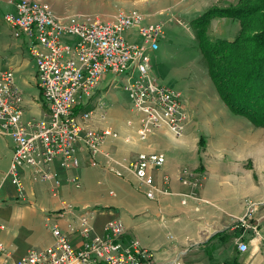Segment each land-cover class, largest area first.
<instances>
[{
	"label": "crops",
	"instance_id": "1",
	"mask_svg": "<svg viewBox=\"0 0 264 264\" xmlns=\"http://www.w3.org/2000/svg\"><path fill=\"white\" fill-rule=\"evenodd\" d=\"M14 1L0 0V68L9 69L13 75L20 95L21 119H37L47 113V107L35 82L36 68L27 49L28 40L23 35L14 37L2 18L13 10ZM102 76L79 108L89 109L106 97L102 101L104 118L93 125L116 133L101 145V151L111 160L99 153L91 158L92 164L75 143V168H62L58 160L51 163L58 180L55 194L51 181L33 180L29 170L21 168L25 195L22 200L17 198L6 176L13 143L8 135L0 133V243L7 259L16 260L30 248L50 244L52 237L43 217L67 202L92 210L90 225L97 234L106 221L119 219L124 227L123 241L136 240L148 249L153 264H264V202L260 199L264 196L257 176L260 147H264L260 129L229 131L217 112L210 110L208 101L196 106L191 95L182 98L181 94L180 102L190 116L182 133L174 136L163 126L139 139L138 115L131 109L122 82L118 86L125 92L124 99L117 100L109 91L122 77L112 74L111 79L103 81ZM142 152L164 157L158 168L148 171L153 184L166 191L156 193L154 199L146 198L136 188L132 173L123 166ZM164 175L168 177L166 182L162 180ZM180 175L200 178V187L193 189L179 179ZM70 177L77 179L78 187L67 181ZM247 200L255 203L254 207L248 208ZM57 224L66 233L65 220L58 219ZM249 231L251 249L243 239ZM236 238L246 241L250 251L239 252ZM72 240L79 244L77 238ZM242 254L247 256L243 258Z\"/></svg>",
	"mask_w": 264,
	"mask_h": 264
},
{
	"label": "built area",
	"instance_id": "2",
	"mask_svg": "<svg viewBox=\"0 0 264 264\" xmlns=\"http://www.w3.org/2000/svg\"><path fill=\"white\" fill-rule=\"evenodd\" d=\"M2 18L14 37L23 35L28 40L27 49L36 68L35 82L47 107L43 117L22 120L13 75L9 69L0 68V133L8 135L13 143L6 176L18 199L25 195L21 168H27L33 180L51 181L55 194L58 180L51 163L58 160L62 168H75V143L90 158L100 153L110 159L101 151V145L108 136L116 137V133L93 125L104 118L103 103L96 101L89 109L79 108L106 72L122 77L121 87L138 115L139 139L163 126L179 136L190 120L179 91L159 82L147 63L148 51L155 49L162 37V20L150 19L135 7L119 9L106 19L90 13L59 15L45 0H15L13 10ZM135 36L140 41H135ZM163 160L161 153L142 152L123 165L132 173L136 188L148 199H154L156 193H166L153 184L148 173ZM113 172L120 175L117 170ZM181 176L179 179L193 189L200 187V178ZM162 180L166 182L168 177L164 175ZM67 181L79 186L75 177ZM246 204L248 208L255 205L249 200ZM92 216L89 207L61 202L59 208L43 217L52 237L50 244L41 249L30 248L11 261L0 243V264H153L148 249L136 240L123 241L124 227L119 219L106 221L97 234L90 225ZM58 219L65 220L66 233L58 226ZM69 235L77 238L79 244L73 243ZM236 246L242 253L249 249L241 238H237Z\"/></svg>",
	"mask_w": 264,
	"mask_h": 264
},
{
	"label": "rangeland",
	"instance_id": "3",
	"mask_svg": "<svg viewBox=\"0 0 264 264\" xmlns=\"http://www.w3.org/2000/svg\"><path fill=\"white\" fill-rule=\"evenodd\" d=\"M59 15L76 16L90 13L101 18H109L119 9L135 7L147 14L148 18L162 20V37L157 40L159 46L154 53L148 51V66L153 75L164 85L179 91V99L183 95L189 98L196 106L202 100L211 104L210 110L217 112V117L222 119L224 128L229 131L248 130L257 132L264 138V124L256 125L244 115L232 112L220 99L217 89L209 75L201 51L197 45L190 20L199 12L211 6L216 7H260V0H45ZM253 10V11H252ZM250 9L249 15L240 20L231 16H213L206 24V33L211 38L225 37L233 39L238 32L242 36H253L255 32L264 29L262 9ZM12 34V33H11ZM125 35V33H124ZM135 41H140L135 36ZM112 74L106 72L103 81L111 79ZM121 80L117 79L116 86L109 89L117 97L124 99L125 92L118 86ZM103 86V85H102ZM97 87V86H96ZM95 87V88H96ZM182 94V98H181ZM106 97L99 99L104 101ZM87 98L82 99V104ZM192 103V104H193ZM221 105V106H220ZM223 106V107H222ZM261 145L264 146V143ZM260 147L258 164L259 189L264 196V153ZM91 160V158H90ZM263 202L264 200L260 198ZM250 218V211L249 215ZM250 231L244 234L243 239L248 241L250 249L252 242ZM237 239V238H236ZM235 239V240H236ZM250 251V250H249ZM248 251V252H249ZM247 252V251H246ZM247 254H242L246 257ZM215 262V261H213Z\"/></svg>",
	"mask_w": 264,
	"mask_h": 264
},
{
	"label": "trees",
	"instance_id": "4",
	"mask_svg": "<svg viewBox=\"0 0 264 264\" xmlns=\"http://www.w3.org/2000/svg\"><path fill=\"white\" fill-rule=\"evenodd\" d=\"M260 1L259 8L211 6L190 20L220 99L232 112L246 116L256 125L264 124V29L249 37L238 32L233 39L211 38L206 33V24L217 15L237 17L241 22L252 8L262 9L264 21V0Z\"/></svg>",
	"mask_w": 264,
	"mask_h": 264
}]
</instances>
